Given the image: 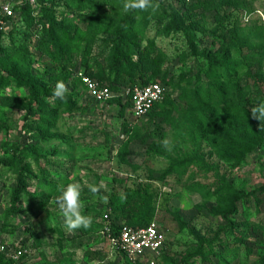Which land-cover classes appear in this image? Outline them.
Masks as SVG:
<instances>
[{
	"label": "rangeland",
	"instance_id": "1",
	"mask_svg": "<svg viewBox=\"0 0 264 264\" xmlns=\"http://www.w3.org/2000/svg\"><path fill=\"white\" fill-rule=\"evenodd\" d=\"M153 2L155 10L125 13L124 0H43L16 7V14L0 23L6 64L21 74L43 76L52 90L63 81L75 103V111L58 112L50 138L43 140L36 136L38 117L24 106L29 90L13 81L0 84L1 155L9 157L15 145H33L44 155L40 162L25 160L22 210L6 229V209L20 173L0 161V234L11 247L31 249L24 264H127L105 235L104 218L112 210V192L138 183L149 187L151 222L166 234L164 247L152 254L155 264H264V193L257 191L264 185V139L254 145L241 137L232 141L215 128L231 120V103L244 104L251 114L264 101V57L251 59L245 44L264 43L258 18L264 19V0H214L206 11H189L184 0ZM170 21L174 28L167 32ZM51 22L59 25L54 40L45 36ZM126 23L144 27L137 40L156 47L142 60L134 54L139 74L169 89L161 113L141 118L130 140L125 125L133 118L123 108L125 101L96 99L82 76L110 83L94 74L99 64L109 71L118 39L112 31ZM227 73L234 87L226 83ZM124 86L115 83L116 96L124 94ZM200 87L207 91L197 104L194 91L186 90ZM251 122L261 129L251 115L242 125ZM165 139L170 150L162 145ZM151 145L165 152L151 153ZM70 183L81 185L83 214L93 219L89 228L72 233L55 203ZM89 185L99 192L92 194ZM251 191L249 200L242 197Z\"/></svg>",
	"mask_w": 264,
	"mask_h": 264
},
{
	"label": "trees",
	"instance_id": "2",
	"mask_svg": "<svg viewBox=\"0 0 264 264\" xmlns=\"http://www.w3.org/2000/svg\"><path fill=\"white\" fill-rule=\"evenodd\" d=\"M42 1L43 0H39L38 5H40ZM184 1L185 4L188 5L189 11L199 8H203V10L206 11L209 10L210 7L214 6V0H193L191 2H188L187 0ZM28 6L31 5H29L28 3H23L17 7L26 9ZM251 12L252 11H250L249 13ZM10 17L2 15V17H0V20H6ZM258 18L261 21L260 32L263 33L264 19H262L261 17ZM51 23L52 24L45 36H50L51 39L54 40V34L59 29V25L54 22ZM130 26L131 25L129 23H126L125 26L121 25L116 29H113L112 32L116 34L118 39L112 43L113 53L109 59L110 61L108 60L109 71L107 72L106 68L101 67L102 64H99V71L94 74L95 76L100 77L102 81H109L110 83L107 85L110 86L112 91V87L115 86L116 82L118 84L125 85V88H132L137 85L143 86L152 82H156L147 80L143 73L139 74L137 70L138 62H136L133 57L134 54L139 55L141 60L150 57L156 50V47H154V42L152 41L150 43L151 45L142 46V44L137 40V35L140 31L141 34L144 35V27L140 29V27L137 28ZM172 28H174V23L173 21H170L169 25L166 28L167 32H169ZM55 30L56 32H54ZM260 38L263 39L262 36ZM245 44L247 45L246 55L251 59L257 60L258 56L264 57V53H261V51L264 50L261 48V45L264 43H256L254 41L248 40L245 42ZM2 53H6V50L0 47V84H10V82L13 81L16 82L19 86H25L29 90V101L25 103L24 106L29 113L35 114V116L38 117V131H36V136H38L40 139L48 140V138H50V128L54 126V124L58 120V112L65 107L69 108L71 112L75 111L74 99L68 94H66V99L63 101L53 98V90L49 86L48 88L46 87L43 76L39 74H33L32 72L21 74L20 72L15 70L14 66H9L8 64H6V54L8 53L1 55ZM226 53L227 55L225 56V58H230V49H228ZM70 61L68 60L66 62V64L69 66L71 65ZM66 64H64V67H67ZM4 71L8 72L6 76L3 75ZM112 75H114L115 77L112 78ZM226 80V83L228 85H232L230 73L226 74ZM165 86L167 87V85ZM234 86L235 85H232V87ZM186 91H194V98L196 100V103L199 104L205 98L202 95V91L207 90H205L204 87H200L187 89ZM168 95L169 89L167 90L164 99L157 102L149 110L146 116L159 115L161 113L159 111V106L168 97ZM115 97H117L118 100L122 99L125 101L126 105H124L123 108H130V95H114V97L111 99H114ZM229 108L232 113L231 120L227 118L223 123H216V131L220 133L223 138L230 139L232 141L236 137H241L242 139L246 140V143L253 142L252 145L260 144V142L264 139V131H261V129H259L254 122H251V124L242 125L243 120L248 119V116L251 115L247 110L246 112H244L246 108L244 104L241 105L239 103H231ZM137 126V122H134L132 123V125H130V122L127 119L125 130L129 135V140L136 137L135 134L137 133ZM249 133L253 134L254 137H249ZM26 146L15 145L13 147V152L9 157H3L2 155L0 156V161H3V163L7 166L19 168L20 173L15 188L12 191L11 206L6 209L5 220L2 225V228L4 229H6V226L10 224V218L16 217L18 212L22 210L19 203L23 194L26 192L27 185V177L23 173V170L25 168V160L28 158H34L37 162H40L41 157L44 156L43 154L39 153V151L35 149L33 145H29L27 147ZM1 150L2 149L0 148V152H2ZM6 150L10 151V149ZM149 151L156 154H163L165 152L163 149L157 147L156 145H151L149 147ZM257 191L264 193V185L259 187ZM254 193V191H251L249 193L242 192L241 195L243 198H246V200H249L250 196H252ZM152 199V193L150 192L149 187L144 183H138L135 187H124L122 191L116 188L112 192L109 200V207L112 209L111 211H109L112 234L118 236L124 224L132 225L134 227L148 226L151 223V217L153 214L151 205ZM106 236L109 238L108 234H106ZM212 253L220 257L223 252H218L214 249ZM24 261L25 257H22L21 262L16 263L14 260L8 258L4 253L0 252V264H24ZM125 263L133 264L127 261H125Z\"/></svg>",
	"mask_w": 264,
	"mask_h": 264
},
{
	"label": "built area",
	"instance_id": "3",
	"mask_svg": "<svg viewBox=\"0 0 264 264\" xmlns=\"http://www.w3.org/2000/svg\"><path fill=\"white\" fill-rule=\"evenodd\" d=\"M187 1L191 2L193 0ZM23 3L37 6L39 0H4L0 3V12L7 17L14 16L16 14V7ZM261 14L263 15V13ZM251 15L252 13H248L246 19L249 20L248 18ZM0 23L5 24V21L2 19ZM82 76L90 94L96 99L107 101L114 97L115 93L109 85L101 84L89 76ZM167 90L168 88L160 82L126 88L124 95H130L131 97V106L128 112L133 120L129 119L130 125L145 117L157 102L163 100ZM104 233L105 235L108 234L111 243L124 255L125 261L133 264L138 262L143 263L145 260H148L150 264H155V259L152 258V254L160 251L166 242L165 232L155 221H152L148 226L144 227H134L124 224L118 236L112 234L109 212L105 215ZM0 252L4 253L16 263H20L22 257H29L32 253L31 249L27 246L16 245L15 247H11L1 235Z\"/></svg>",
	"mask_w": 264,
	"mask_h": 264
},
{
	"label": "clouds",
	"instance_id": "4",
	"mask_svg": "<svg viewBox=\"0 0 264 264\" xmlns=\"http://www.w3.org/2000/svg\"><path fill=\"white\" fill-rule=\"evenodd\" d=\"M158 8L153 0H124L123 11L125 13L131 11H149ZM68 88L63 81H57L52 92L55 99L65 100ZM251 116L253 119L261 121V131H264V101L255 104L251 109ZM169 141L165 139L162 145L170 150ZM99 188L95 185H89V191L92 194L99 192ZM82 188L78 183H70L64 187L61 194L56 197L55 203L58 207L59 214L64 218L66 231L69 233L75 232L80 228L87 229L92 223L91 216L83 214L84 204L81 200ZM123 198V197H122ZM107 200V197H104Z\"/></svg>",
	"mask_w": 264,
	"mask_h": 264
},
{
	"label": "crops",
	"instance_id": "5",
	"mask_svg": "<svg viewBox=\"0 0 264 264\" xmlns=\"http://www.w3.org/2000/svg\"><path fill=\"white\" fill-rule=\"evenodd\" d=\"M128 109H129V108H128ZM128 109H127V110H128ZM128 115H129V112H128Z\"/></svg>",
	"mask_w": 264,
	"mask_h": 264
}]
</instances>
